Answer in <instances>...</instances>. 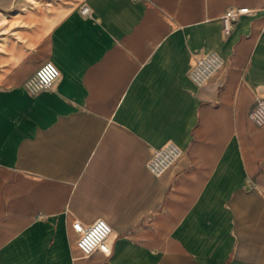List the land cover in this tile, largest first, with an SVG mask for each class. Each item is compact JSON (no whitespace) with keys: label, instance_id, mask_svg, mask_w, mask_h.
Here are the masks:
<instances>
[{"label":"crops","instance_id":"0c3cea01","mask_svg":"<svg viewBox=\"0 0 264 264\" xmlns=\"http://www.w3.org/2000/svg\"><path fill=\"white\" fill-rule=\"evenodd\" d=\"M55 7L46 36L0 38V264H264V0ZM209 51L225 62L198 87ZM47 60L59 78L31 91ZM170 140L183 155L154 176ZM98 218L111 252L85 257L72 224Z\"/></svg>","mask_w":264,"mask_h":264},{"label":"built area","instance_id":"2783aa9c","mask_svg":"<svg viewBox=\"0 0 264 264\" xmlns=\"http://www.w3.org/2000/svg\"><path fill=\"white\" fill-rule=\"evenodd\" d=\"M138 1V0H133ZM89 12V7L82 9L83 14ZM252 12V9L243 6L231 8L221 16L222 30L226 35L231 34L235 23L245 14ZM224 58L217 51H209L194 59L189 71V76L193 83L201 87L224 65ZM60 76V70L50 60L43 62L35 74L26 82L31 91H42L50 89ZM252 119L258 126L264 125V96L258 99L253 112ZM183 149L174 141L170 140L160 147L152 150V155L147 161V169L154 176H161L170 168L181 156ZM73 230L77 234V247L83 256L88 257L96 251L103 254L111 252L110 236L113 233L112 226L103 218H98L90 224L75 221L72 224Z\"/></svg>","mask_w":264,"mask_h":264},{"label":"rangeland","instance_id":"374dc122","mask_svg":"<svg viewBox=\"0 0 264 264\" xmlns=\"http://www.w3.org/2000/svg\"><path fill=\"white\" fill-rule=\"evenodd\" d=\"M70 1L71 0H0V38L2 37L1 39L4 42L9 41L11 37L25 42L27 37L30 36V27L33 21L36 25L39 24L40 26L41 38L46 36L48 31L47 24L49 21L48 12L55 10V6H61ZM30 59L31 58H29V60Z\"/></svg>","mask_w":264,"mask_h":264},{"label":"bare ground","instance_id":"6f19581e","mask_svg":"<svg viewBox=\"0 0 264 264\" xmlns=\"http://www.w3.org/2000/svg\"><path fill=\"white\" fill-rule=\"evenodd\" d=\"M264 96V95H263Z\"/></svg>","mask_w":264,"mask_h":264}]
</instances>
